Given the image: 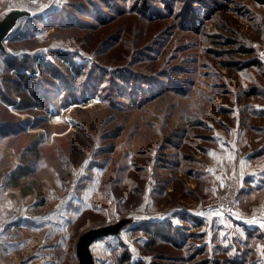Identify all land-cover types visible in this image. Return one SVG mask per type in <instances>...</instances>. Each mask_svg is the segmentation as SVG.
<instances>
[{
	"label": "rangeland",
	"instance_id": "obj_1",
	"mask_svg": "<svg viewBox=\"0 0 264 264\" xmlns=\"http://www.w3.org/2000/svg\"><path fill=\"white\" fill-rule=\"evenodd\" d=\"M12 11L0 264H79L82 238L93 264H256L210 206L232 161L177 159L264 150V1L0 0Z\"/></svg>",
	"mask_w": 264,
	"mask_h": 264
},
{
	"label": "crops",
	"instance_id": "obj_2",
	"mask_svg": "<svg viewBox=\"0 0 264 264\" xmlns=\"http://www.w3.org/2000/svg\"><path fill=\"white\" fill-rule=\"evenodd\" d=\"M225 144V145H224ZM182 146V145H181ZM217 148L198 145L190 153L180 151L177 161H232L230 165L242 177V187L238 198L240 215L235 219L240 233L241 251L245 259L253 258L256 264L264 262V156L263 151L240 152L231 144L217 143ZM216 151V152H215Z\"/></svg>",
	"mask_w": 264,
	"mask_h": 264
},
{
	"label": "built area",
	"instance_id": "obj_3",
	"mask_svg": "<svg viewBox=\"0 0 264 264\" xmlns=\"http://www.w3.org/2000/svg\"><path fill=\"white\" fill-rule=\"evenodd\" d=\"M241 187L242 177L239 174L227 177L224 190L217 195L210 206L227 216L238 217L241 212L238 204Z\"/></svg>",
	"mask_w": 264,
	"mask_h": 264
},
{
	"label": "water",
	"instance_id": "obj_4",
	"mask_svg": "<svg viewBox=\"0 0 264 264\" xmlns=\"http://www.w3.org/2000/svg\"><path fill=\"white\" fill-rule=\"evenodd\" d=\"M21 14L26 13L23 11H12L0 21V44L3 38L5 37L7 29L13 22L14 18ZM89 241L90 240L88 238H82L81 241H79L77 244L76 256L79 260V264H93L87 250V245L89 244Z\"/></svg>",
	"mask_w": 264,
	"mask_h": 264
},
{
	"label": "trees",
	"instance_id": "obj_5",
	"mask_svg": "<svg viewBox=\"0 0 264 264\" xmlns=\"http://www.w3.org/2000/svg\"><path fill=\"white\" fill-rule=\"evenodd\" d=\"M262 2L264 1V0H261ZM145 3L143 2L142 3V7H145V5H144ZM228 217H230V218H233V219H236L237 217H231V216H228ZM144 222H146V223H148V224H150V223H154V224H157V223H155L156 221H150V220H144ZM152 228V227H151ZM151 230H153V228L151 229ZM156 230V229H155ZM147 231V230H146ZM158 235H161V234H159L158 233ZM178 238V237H177ZM177 243V242H176ZM178 244H180V243H178ZM244 253V252H243ZM242 252H240L239 253V251H238V255L240 254L241 256H242V258H244L245 259V256H244V254H243ZM240 260H242V259H240ZM240 260H234V264H240ZM124 261L126 262V261H129V257L128 256H123V258L121 259V263L123 264L124 263ZM132 264H142V261L141 260H139L138 262H135V263H132Z\"/></svg>",
	"mask_w": 264,
	"mask_h": 264
}]
</instances>
